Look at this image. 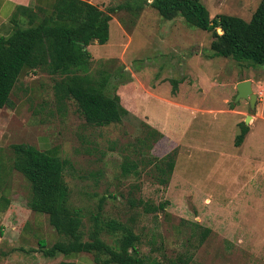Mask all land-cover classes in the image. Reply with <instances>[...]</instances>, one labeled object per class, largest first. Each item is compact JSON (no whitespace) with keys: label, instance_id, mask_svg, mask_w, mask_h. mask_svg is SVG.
I'll return each mask as SVG.
<instances>
[{"label":"rangeland","instance_id":"rangeland-1","mask_svg":"<svg viewBox=\"0 0 264 264\" xmlns=\"http://www.w3.org/2000/svg\"><path fill=\"white\" fill-rule=\"evenodd\" d=\"M198 1L210 19L248 22L260 0ZM94 2L104 12L114 10L107 42L88 48L90 70L110 61L105 93H115L127 115L118 124L87 125L72 101L55 104L51 77L39 70L21 72L10 106L0 109V264H42L50 258L37 242L60 240L44 215L28 210V184L10 168V144L54 151L66 161L68 204L80 208L84 235L103 199L101 217L131 223L143 257L163 263L190 255L186 264H264V64L213 56L210 33L178 17L163 20L137 0ZM243 80L251 82L256 96L251 112L246 100L234 101L235 85ZM244 115L252 117L249 133L235 147V125ZM144 126L161 135L148 151L135 143L145 136ZM172 150L171 174L159 185L146 161ZM125 157L137 161L136 174H121ZM139 199L165 206L145 214L130 204ZM205 229L207 236L196 246Z\"/></svg>","mask_w":264,"mask_h":264},{"label":"trees","instance_id":"trees-1","mask_svg":"<svg viewBox=\"0 0 264 264\" xmlns=\"http://www.w3.org/2000/svg\"><path fill=\"white\" fill-rule=\"evenodd\" d=\"M156 11L163 20L180 18L187 26L210 33L209 49L213 56L245 60L254 65L264 64V0H260L248 22L236 17L218 16L210 19L198 0H137ZM110 9L106 12L82 0H52L48 9L29 18L26 28L14 30L7 37H0V109L10 106L9 96L24 70H39L53 79L52 95L60 107L72 101L87 125L104 127L118 124L127 115L116 94L105 93L111 78L108 63L91 72V57L87 46L103 45L108 39ZM140 7L138 6V11ZM220 30V34L216 29ZM171 92L176 89L173 81ZM146 128L145 136L135 139L138 147L147 151L161 137L160 133ZM238 133L233 146L238 147L248 127L237 124ZM11 170L27 182L29 195L26 206L31 213L44 215L47 224L60 240L47 245L38 241L41 254L52 258L57 254L72 257L87 253L94 264H186L190 255L163 263L143 257L136 249L139 237L131 223L101 217L102 200L89 217L90 227L81 232L80 208L68 204L69 191L63 181L66 161L54 151H43L26 144H10ZM174 150L161 158H152L154 178L165 186L173 168ZM137 162V161H136ZM126 157L120 164L122 175L136 174L138 164ZM140 164L143 162L139 159ZM145 214L162 212L165 203L153 205L147 201H132ZM208 230L198 234L199 246ZM109 239L106 243L102 236Z\"/></svg>","mask_w":264,"mask_h":264},{"label":"crops","instance_id":"crops-1","mask_svg":"<svg viewBox=\"0 0 264 264\" xmlns=\"http://www.w3.org/2000/svg\"><path fill=\"white\" fill-rule=\"evenodd\" d=\"M51 1L52 0H0V37L7 38L13 33L14 30L26 28L29 23V18L32 17V15L34 14H40V9H48ZM82 1H85L92 5L97 6L94 0H82ZM97 8L101 10L100 6H98ZM109 16H110V20H109L110 22L113 19V17L111 16V14H109ZM118 29L123 33V30L120 26H118ZM89 46H87L86 48L87 51H88ZM90 57H91V54H90ZM125 69L129 70L128 68H125ZM130 77L133 78V76H130ZM223 101L224 100H221L222 104H223ZM218 111H220L221 113H226V114L227 113L230 114L232 112L229 109H222ZM205 112H208V110H206ZM214 112H216V110ZM209 113H213V112L210 111ZM245 116L246 115H244L243 118ZM237 124L235 125V127H237ZM248 133L249 132H247L245 135H247ZM240 145L242 146L243 142H241ZM240 145L238 147H240ZM57 255L59 256L60 254H57ZM57 255L50 258L46 262L44 261L42 264H94L92 262L91 255L87 253H79L77 255H74L68 258L63 257L61 255L60 257H56Z\"/></svg>","mask_w":264,"mask_h":264},{"label":"water","instance_id":"water-1","mask_svg":"<svg viewBox=\"0 0 264 264\" xmlns=\"http://www.w3.org/2000/svg\"><path fill=\"white\" fill-rule=\"evenodd\" d=\"M256 96L252 93L251 90V83L249 80H243L238 82L235 85V102L237 100H246L249 111H253L254 109V103H255ZM251 116L246 115L244 117V120L242 121V124L244 126L247 125L248 121H250Z\"/></svg>","mask_w":264,"mask_h":264}]
</instances>
